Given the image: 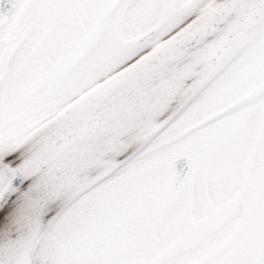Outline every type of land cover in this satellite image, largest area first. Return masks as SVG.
<instances>
[{"label":"snow or ice","instance_id":"1","mask_svg":"<svg viewBox=\"0 0 264 264\" xmlns=\"http://www.w3.org/2000/svg\"><path fill=\"white\" fill-rule=\"evenodd\" d=\"M113 2L116 10L155 15L139 28L135 43L82 74L72 90L35 116L36 136L59 133L63 143L58 141V148L75 147L79 133L64 129L76 116L110 134L126 131L121 141L142 132L144 148L123 151L117 171L157 158L177 194L169 210L179 211L190 191L194 219L222 192L236 190L234 169L243 163L247 180L242 200L252 205L254 221L247 241L240 247L215 248L218 234L228 227L223 223L207 230L206 244L142 258L54 256L44 237L62 215V205L40 189L48 166L37 171L23 147H0V264H264V114L252 111L238 118L239 107L223 110L218 105L211 114L206 107L230 67L225 41L236 27L264 37V0H0V71L5 61L11 67L26 57L46 23L91 14ZM165 11L167 18L158 22ZM144 93L157 102L145 103ZM6 108V82L0 78V115ZM129 108L140 113L131 128L126 123ZM218 138H227L222 150H198ZM37 216L40 225L25 227Z\"/></svg>","mask_w":264,"mask_h":264},{"label":"rangeland","instance_id":"2","mask_svg":"<svg viewBox=\"0 0 264 264\" xmlns=\"http://www.w3.org/2000/svg\"><path fill=\"white\" fill-rule=\"evenodd\" d=\"M113 3L92 12L91 17L90 14H83L75 19L61 18L46 23L44 29L28 46L26 56L32 58V65L20 61L9 67L8 62L5 61L3 70L0 71V75L3 74L2 79L6 82L7 91V108L4 114L0 115V139H4L5 144L10 145L34 124V118L41 113V110L39 112V109L35 108L31 116L28 112L29 107L41 94H43L42 100L46 101L45 94L49 84L52 83L50 78L59 71L70 68V63L76 54L78 57L82 55L84 57L83 60H79L80 63L76 67L73 66L67 83L62 84L64 92L72 90L80 76L91 71L96 64L111 59L122 49L135 43L140 35L139 28L155 15L135 9L116 10V4ZM106 11L108 13L105 17L110 21L109 27L95 36L90 43L87 37L90 32L85 27L94 28L100 16ZM166 18V11L160 13L158 22ZM65 44L71 49L59 53ZM262 53L264 54V51ZM254 60L256 63L250 66L241 81L248 80L251 85L258 83V87L263 86V56ZM237 76L235 75V79ZM40 87L41 93H39ZM222 89L224 93L230 90L226 84ZM246 89L248 87L245 83L244 90L237 94L234 101L244 96L250 99L251 93L245 92ZM227 94L229 96L230 93ZM259 96L264 98L263 94L258 93L251 102L239 106L238 118L252 111L264 114L262 108L264 102L260 101L262 99H259ZM57 100L58 94L49 102L52 105ZM143 100L145 103L157 102L148 93L143 94ZM254 104L260 106L255 109ZM250 109L251 111H248ZM127 111L130 115L126 123L130 128L140 113H132L131 108ZM140 135L143 133H137L136 138ZM129 139L120 145L113 144L112 148L121 154L133 143V139L131 137ZM227 142V138H218L214 145L202 144L198 146V150L203 153L220 151L226 147ZM138 167H141L140 174H136L138 170L135 173L131 172ZM117 168H110L100 179L90 183L61 204L62 215L50 229H46L44 237L45 246L51 254L67 260L113 256L142 258L157 251L174 250L186 244H206L204 234L207 230L217 224L227 223V229L218 234L213 245L221 249L229 245L237 246L238 240L244 236L241 231L244 229L245 232L253 220L252 205L242 200L247 180V168L243 163H237L234 169L236 190L222 192L216 203L209 204L199 219H194L192 205L190 217L186 215L187 193L183 196V204L179 211L169 210V204L177 194L173 192V195L166 197L165 193L170 182L166 169L157 158L139 160L120 168L119 171ZM148 171H150L148 175L144 176ZM107 174L109 175L106 176ZM125 174L130 175V178L124 176ZM141 177L143 178L139 180ZM126 181L130 182L124 185ZM117 222L120 224L116 225Z\"/></svg>","mask_w":264,"mask_h":264},{"label":"bare ground","instance_id":"3","mask_svg":"<svg viewBox=\"0 0 264 264\" xmlns=\"http://www.w3.org/2000/svg\"><path fill=\"white\" fill-rule=\"evenodd\" d=\"M120 135H127V132L110 134L107 131L104 136L76 143L75 147L69 148L47 165L48 170L40 180L41 191L50 192L51 197L62 204L85 189L90 183L98 180L118 163L121 154L114 151L112 147L113 144L123 143L120 140ZM132 136L130 137L134 141L138 135ZM38 141L36 138L28 140L23 146L25 153L30 154L31 150L39 143Z\"/></svg>","mask_w":264,"mask_h":264},{"label":"water","instance_id":"4","mask_svg":"<svg viewBox=\"0 0 264 264\" xmlns=\"http://www.w3.org/2000/svg\"><path fill=\"white\" fill-rule=\"evenodd\" d=\"M247 30V27L238 25L235 29L232 39L225 41V62H227L244 44L243 41H245L247 38ZM105 130L107 129L102 128L100 126H90L87 119L81 116L74 117L71 121H69L68 125L64 129V131L66 132L76 131L79 133V140L77 141V143L82 140L100 136V134H102V132H104ZM28 138V140L32 138H36L39 140V143L31 150V153L27 154L32 160L33 166L37 171H39L42 167H45L48 164L52 163L60 155H62V153L66 152L69 149L64 147L58 148L57 142L59 141L61 144L63 143L62 134L59 133L55 136L43 135L37 137L35 130L29 135ZM145 140L143 141L144 143ZM144 143H142L141 147L144 145ZM191 200V192L189 191L186 204V210L188 214L190 211ZM40 222V217L37 216L34 219L30 220L28 223H26L25 227H30L33 225L38 226L40 225Z\"/></svg>","mask_w":264,"mask_h":264},{"label":"trees","instance_id":"5","mask_svg":"<svg viewBox=\"0 0 264 264\" xmlns=\"http://www.w3.org/2000/svg\"><path fill=\"white\" fill-rule=\"evenodd\" d=\"M91 16H92V14H90V17H91ZM60 20H61V19H60ZM109 23H110V21H107V20H106L105 14L103 13V15L100 16L99 21L97 22V25H96L94 28H89V26H88V28L85 27V28L88 29V31L90 32L89 35L87 36V37H88V40H90V43H92V39H93L95 36H97V35L103 33L104 30H105L106 28L109 27ZM69 49H71V48L69 47V45H68V44H65V45H63V46L61 47L59 53L64 52V50L68 51ZM33 57H34V56H33ZM83 57H84L83 55L80 56V57H78V54H76L75 57L73 58L72 63H70V64H71V67H70V68L67 67V68H65V70H61V71H59V72L56 73L52 78H50V82L52 81V83H51V85L49 84V87L47 88L48 91H47L46 94H45V95H47V97H46V102H45L46 107H47V106H51V103L49 102V100L52 99L56 94H58V99H59V98L62 97V95H63L64 93H66V92L63 91L64 89H63V85H62V84H66V83H67L66 81L70 78V72H71L73 66L76 67V65L79 64L81 60H83ZM35 58H36V57H35ZM26 59H27V60H26ZM28 59H30V60L28 61ZM79 60H80V61H79ZM32 61H33L32 58H31V57H28V56H26V57L22 60V62L27 63V65H29V64L32 65V64H33ZM48 69H49V66H48ZM46 84H47V83H46ZM46 84H45V85H46ZM39 86H40V85H39ZM41 92H42V88L40 87V89H39V93H41ZM39 96H40V95H39ZM41 96H43V94H41ZM41 96H40V98H41ZM38 98H39V97H38ZM36 100H37V99H36ZM38 101H39V100H38ZM34 102L37 103V101H35V100H34ZM37 104H38V103H37ZM125 184H126V182L124 183V185H125ZM117 224H120V223L117 222L116 225H117Z\"/></svg>","mask_w":264,"mask_h":264}]
</instances>
